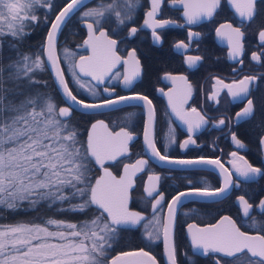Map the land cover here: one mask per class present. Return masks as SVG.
Wrapping results in <instances>:
<instances>
[{
    "label": "flooded vegetation",
    "instance_id": "af4514ba",
    "mask_svg": "<svg viewBox=\"0 0 264 264\" xmlns=\"http://www.w3.org/2000/svg\"><path fill=\"white\" fill-rule=\"evenodd\" d=\"M69 1L71 0L44 2V6L51 5L43 6L44 16L50 15V10L54 11L57 6L53 20ZM188 2L189 0H184V3L162 0L154 20L170 23L163 27L157 23L155 28L151 21L145 24V20L149 19L147 13L151 11V0H134L131 10L127 0H87L78 7L68 17L57 38L59 59L70 89L75 96L85 101L96 102L130 96L136 97V100L101 112L85 113L72 108V115L65 120L72 123L83 120L87 124L83 135L84 147L88 128L97 119L105 120L117 133L123 129L132 135L127 151L105 164L117 176L121 174L125 164L146 159L144 170L135 177L130 188V209L145 213L146 216L138 224L117 227L112 241L117 247L134 244L135 247L131 249L144 248L153 253L160 264H171L165 257L162 226L167 223V212L172 199L187 190L215 192L225 187L227 179L230 183L223 193L218 192L213 197L205 195L189 198L179 206L173 222L175 261L176 264H255L256 258L250 259L247 254L237 260L225 257L222 253H205L203 248L193 244L192 233L197 229L219 225L224 217H230L240 231L249 235H264V209L259 207L260 201L264 200V41L259 38V33L264 31V0H257L256 15L250 21L239 16L231 0H220L211 17L191 24L184 15L185 4ZM102 5H114V9L106 12L99 23L95 17H84L85 12ZM117 11L121 14L120 18L130 15L131 19L120 23L115 15ZM88 24L94 26L92 35L99 37V41L94 40L93 43H103L105 38L100 37V32H105L111 40L116 41L115 52L120 58L102 85L94 83L89 77L81 76L77 67L74 68L78 58L93 56L92 43H85L89 41L90 35ZM227 24L244 33L243 52L236 58L231 56L228 37L217 34V29ZM132 28L137 29L134 34L131 33ZM221 31L226 32L228 29ZM190 33L194 35H189ZM181 43L187 47H177ZM33 48L44 60V42L42 48L39 44H34ZM133 51L134 59L139 61L140 74L130 85H126L124 77L133 65V59L129 55ZM253 53L260 56L259 61L252 59ZM159 54L167 55L168 62L166 65L153 66L156 55ZM188 57L201 59L190 67ZM45 69L49 71L46 64ZM42 72L39 80L45 81ZM180 76L187 78L186 83L172 79ZM245 77L256 79L248 85V95L236 99H233L227 88L217 84V80H220L224 84L238 85ZM188 85L191 86L190 96L187 95ZM59 96H52L57 109L69 105L60 94ZM139 97H147L151 101L154 112V144L161 154L186 160L219 161L223 167H172L158 164L147 152L144 142L146 106L149 107V104ZM249 99L253 101L254 113L247 118L238 119L237 113L242 112ZM193 108L206 122L190 131L187 121L197 120L196 115L191 113ZM177 110L181 114L190 115L182 119ZM220 120H224V124H220ZM233 134L242 141L244 147L235 143ZM189 138L194 142L184 146ZM232 153H236V156ZM241 157L244 159L241 160ZM89 161L94 171V178L90 180L92 186L100 169L90 156ZM245 161L261 169V172L250 177L240 176L237 168H242ZM225 170L230 175L226 176ZM150 176L159 177V180L149 181ZM147 181L150 187L154 185L156 189L151 196L145 191ZM241 196L253 206L248 216L243 213V205L239 200ZM157 200H160L158 205ZM93 208L95 211L92 214L100 215V210ZM189 225L193 228L189 229ZM148 232L153 233L152 239L148 238Z\"/></svg>",
    "mask_w": 264,
    "mask_h": 264
},
{
    "label": "snow or ice",
    "instance_id": "6c2138e0",
    "mask_svg": "<svg viewBox=\"0 0 264 264\" xmlns=\"http://www.w3.org/2000/svg\"><path fill=\"white\" fill-rule=\"evenodd\" d=\"M161 2L162 0H151V11L147 13L149 19L145 20L146 25L151 21L155 28L157 23L160 27L170 23L169 21L156 22L154 20ZM173 2L184 3V0H173ZM231 2L242 19L249 21L254 19L257 0H231ZM42 3L43 0H0V6L6 9L8 14L7 17L0 14V19L10 18L11 22L7 25L8 31L13 37H19L24 34V20L37 19L35 15L29 16L28 12ZM81 3L82 0H72L56 17L57 23L52 25L53 31L47 37V60L55 70L58 83L73 101L76 100V97L72 96L68 89L63 70L59 67V58L54 51V40L62 18ZM127 4L131 10L134 0H127ZM219 4L220 0H189L185 4L184 13L187 22L196 23L202 18L211 17ZM45 6L50 7L51 5ZM113 9L114 5H102L85 12L84 17H95L99 23L105 13L111 12ZM22 12L23 16H21ZM115 15L120 23H124L125 19H131L130 15L120 18L121 14L118 11L115 12ZM88 28L89 41L85 43H92L93 56L81 57L80 63L74 68L78 67L80 72L92 75L96 80H103L110 68L120 60L114 52L116 41L108 39L106 33L101 31L100 37L105 38L104 42L93 43L94 40L99 41V37L92 35L93 24H88ZM221 29H228V31H221ZM136 31V28L131 29L132 34ZM0 34H3V29H0ZM217 34L228 37L232 58H236L243 52L244 33L239 28H233L231 24L221 25L220 29H217ZM189 35L194 34L190 33ZM259 38L264 41V31L259 33ZM177 47H187V45L181 43ZM129 55L133 59V65L130 72L124 77L126 85H130L140 74L139 61L134 59V51ZM200 59V57H188L189 66H194ZM252 59L259 61L260 56L253 53ZM21 61L22 63L16 61L8 67H14L17 73L23 72V75L28 76L45 66V61L39 55L34 60L23 55ZM3 72L4 68L0 67V205L15 208L18 201L24 200H29L33 204L46 198L65 200L67 197L58 195V193H61L65 186H71L75 189L74 195L84 196L86 193H90L83 204L73 207L83 210L90 205H96L100 210V215L91 221H85L79 228L77 224H65L63 221L52 219L46 221V225H56L58 229L67 228L68 231H50L49 227L40 224L0 225V264H104L103 257L107 250L105 246L110 247L109 241L115 237L117 227L138 224L143 219L140 213L128 211L127 199L128 190L133 183L132 176L147 162L138 160L136 165L131 166V173L129 167L126 166L125 175L119 180L105 169V175L97 180L94 186H91L87 177L88 165L84 161L89 156L94 157L95 161L101 165L105 160H115L118 155L127 151L128 141L132 139V135L122 129L113 138L118 141V146L114 147L109 141L101 140L95 135L97 125H93V134L88 136L87 145L83 147L78 140L76 130L63 119L70 116V109H57V105L50 96L37 93L35 96H27L19 104L11 102L5 104L7 90L3 88ZM73 74L75 75V72ZM172 79L185 83L187 81L184 76L172 77ZM255 79L256 77H245L238 82V85L224 84L223 81L217 80V84L227 88L233 99H236L248 95V85ZM29 80L30 83H36L31 80V77ZM187 95H191L190 85H188ZM139 98L148 102L151 121V101H148L147 97ZM118 99L126 100L129 97H119ZM117 102L107 100L104 103L110 105ZM79 103L84 104L83 101H79ZM101 106L103 105H85V107ZM173 108L176 110L175 104H173ZM177 112L182 119H186L190 115L181 114L178 110ZM191 113L196 115L197 120L195 122L187 121L190 131L199 128L206 122L195 108L191 110ZM253 113V101L249 99L247 106L241 113H237V117L238 119L247 118ZM219 123L224 124V120H220ZM98 124L104 126L102 121ZM109 135L111 136V134ZM232 139L237 145L244 147L242 141L235 134ZM145 141L148 148L152 149L154 154L159 155L147 131L145 132ZM192 142L194 141L189 138L184 142V146ZM232 155L236 156V153H232ZM161 159H167V157L162 156ZM181 163H195V161H181ZM209 163L219 164V161H209ZM221 167L223 166L221 165ZM225 172L226 176L230 175L227 170ZM237 172L240 176L250 177L260 173L261 169L255 168L245 161L242 168H237ZM158 180L159 177H149V181ZM229 183L230 181L226 179L225 187L217 191L223 193ZM78 184H83L84 187H77ZM155 190L154 185L148 188V195L151 196ZM202 194L215 195L216 193L204 190ZM184 195L185 193H181L179 197H175L173 203H179L180 197ZM33 197L35 199H32ZM239 200L243 205L244 215L248 216L249 210L253 206L242 196L239 197ZM156 204H160V200H157ZM153 207L155 208V205ZM259 207L264 209V200L260 201ZM102 220L104 223L101 225ZM173 222L174 208L169 205L168 222L162 227L168 259L171 264H176L175 247L171 239ZM192 228L193 226L189 225V229ZM147 236L152 239L153 233L148 232ZM192 241L196 247L203 248L205 253L209 251L222 253L225 257L237 260L247 254L250 259L256 258L255 264H264V235H249L240 231L230 217H224L219 225L209 226L207 229H197L192 233ZM122 258L132 259L122 260ZM144 258H147L149 264H156L155 257H151L143 250L138 253H122L121 256L113 259L112 264H144Z\"/></svg>",
    "mask_w": 264,
    "mask_h": 264
},
{
    "label": "trees",
    "instance_id": "16d2710c",
    "mask_svg": "<svg viewBox=\"0 0 264 264\" xmlns=\"http://www.w3.org/2000/svg\"><path fill=\"white\" fill-rule=\"evenodd\" d=\"M44 2L47 3L48 0L43 1V3ZM43 3L39 5L34 11L33 15L37 17L36 20L26 19L23 35L19 37H13L9 32H3V34H0V67L4 68L2 82L3 88L7 90L5 104L9 102L12 104H19L27 96H35L38 92L45 95H47V93H51L52 96L57 95L58 98L60 97L53 85L52 76L49 71L45 69V66L43 68L44 72L41 70L42 74H44V82H46L44 87H42L44 92H40L39 87L41 85L36 82L37 77L39 76L37 73L38 70H35L34 73H30L28 76H25L23 75V72L17 73L14 67H8L16 61H20L22 63L21 57L23 55L30 56L33 53L38 55L35 53V49L33 48L34 44H39L42 48V44L44 42L43 39L46 36V31L48 30L52 16L57 8L56 6L54 11L50 10V15L44 16L42 11L44 6ZM38 51L40 52L39 49ZM167 62V55L159 54L156 55L153 66L157 65L158 67L166 65ZM30 77L31 80L35 81L36 83H30ZM77 124V129H74L77 131L80 144L84 147L83 135L85 133L87 124L83 123V120ZM83 147L81 149L82 151ZM84 163H88L87 165L89 171L87 172V176L90 177L89 181H92L94 178V171L91 169L89 158L85 160ZM77 187H82V184H78ZM74 192L75 189H73L71 186H65L62 192L58 193V195L66 196L67 199L65 200L46 198L39 200L35 204L31 203L29 200H24L18 201L17 207L15 208H8L5 205H0V225H16L17 223L33 222L43 226H50L46 225V221L52 219L77 224L79 228L83 221H87L91 216L95 215L92 214L95 209L91 205L85 207L83 210L74 208L73 206L83 204L85 200L88 199V193H86L84 196H80L78 194L74 195ZM32 199H35V197ZM124 245L126 244H122L121 246L117 247V244L112 242L110 252L103 258L104 264H107L108 259L115 253L135 247L134 244H129L128 246Z\"/></svg>",
    "mask_w": 264,
    "mask_h": 264
},
{
    "label": "water",
    "instance_id": "95a60500",
    "mask_svg": "<svg viewBox=\"0 0 264 264\" xmlns=\"http://www.w3.org/2000/svg\"><path fill=\"white\" fill-rule=\"evenodd\" d=\"M87 0H82V3L77 5L71 12H69V14L66 16V17H63L62 18V22L60 23V26H59V29L56 31L55 33V40H54V51H55V54L56 56L59 58V55H58V50H57V38H58V35L64 25V23L66 22V20L68 19V17L78 8L80 7L82 4H84ZM72 2L69 1L67 4H65L58 12L57 14L55 15V17L53 18L52 22L50 23L49 27H48V31L46 33V37H45V40H44V59H45V63H46V66H47V69L49 70V73L51 74L52 76V79L57 87V89L59 90V92L61 93L62 97L69 103V105L67 106H61L60 108H69L70 109V116L72 115V112H73V109L72 108H75L81 112H85V113H93V112H101V111H106V110H110V109H114L116 108L117 106H120L126 102H131V101H135L136 100V97H129V99H126V100H119L117 98H109L107 100H115V101H118L117 103H114V104H105L104 102L107 101V100H102V101H96V102H93V101H85V100H82L80 98H78L77 96L74 95V93L72 92V90L70 89L68 83H67V86H68V89L71 91V94L72 96H75L76 97V100L73 101L71 100L70 97H68L66 95V93L64 92L63 90V87L58 83V78L55 74V70L53 69L52 65L50 62H48L47 60V37H48V34L50 32L53 31L52 29V25L54 23H57V20H56V17L60 15V13L62 11H64V9ZM107 36V35H106ZM107 38H109L107 36ZM110 39V38H109ZM114 52H115V47H114ZM115 55L117 56V53L115 52ZM87 58V57H85ZM80 58H78L77 60V63L76 65H78L80 63ZM117 66V62L114 64L113 67L110 68V70L107 72V75L109 73H111V71ZM59 67L62 69V65H61V62H60V59H59ZM63 70V69H62ZM77 71L78 73L83 76V77H89L92 79V81L98 85H102L105 81V77H107V75L103 78V80H96L94 79V77L92 75H89V74H86L84 72H80L79 68L77 67ZM63 75H64V72H63ZM64 79L65 81L67 82L66 80V77L64 75ZM110 95V94H109ZM79 101H83L84 104H80ZM85 105H103L101 107H85ZM146 109H147V120H146V125H145V129H144V142H145V146H146V149H147V152L149 153V155H151L153 157V159L160 165H165V166H172V167H184V166H204V167H215L216 166L218 168H221V163L219 162V164H214V163H209L208 160H201V159H196V160H186V159H179V158H171V157H167V159H161L162 156H164L163 154H161L159 151V155H156L152 152V149L148 148L147 146V143L145 141V132L147 131L148 134H149V137L151 138V140L154 142V112H153V109H152V106H151V116H152V119L150 121V107L146 106ZM69 116V117H70ZM69 117L67 118H63V119H68ZM102 121L103 122V125L104 126H100L98 124V122ZM93 125H97V128H96V132H95V135L97 137H99L101 140H106V141H109L114 147L116 146V140L113 139L115 137V134L117 133V131H113L108 123L103 120V119H97L95 121H93L89 128H88V134H87V140H88V136L90 134H93V129H92V126ZM111 134V136L109 135ZM86 145H87V141H86ZM92 159V161L97 165V167L100 169V174L95 178L92 186L95 185L96 181L99 180L101 177H103L105 175V169H107L109 172H111V174L117 179L119 180L120 177L124 176L125 175V167L128 166L129 167V172L131 173L132 171V168L131 166L133 165H136L137 161L138 160H143V161H146V159H138L137 161H135L134 163H130V164H125L122 168V171H121V174L119 176H117L112 170L111 168L109 167H106L105 164L106 163H109V162H112L114 160H105L104 163L101 165L100 163H97L95 161V158L94 157H90ZM181 161H195V163H181ZM213 161V160H211ZM145 165L144 164L140 170L136 171L135 172V175L132 176V181L134 182V179L137 175H139L145 168ZM133 184V183H132ZM132 187V186H131ZM150 187L148 181L145 185V191L146 193L148 194L147 192V189ZM202 190L198 191V190H187V191H184L182 193H185L184 196L180 197V202L179 203H173V199L175 197H179L180 194L176 195L170 205H172V207L174 208V218L177 214V211H178V208L179 206L181 205V203H183L185 200L189 199V198H195V197H201V196H205L204 194H202ZM209 193H216V194H219L218 191H215V192H209ZM215 194V195H216ZM90 195V194H89ZM215 195H208L209 197H213ZM130 200H131V195H130V189L128 190V199H127V209L129 212H136V213H140L142 215V217L144 218L146 216L145 213H142L140 211H137V210H133V209H130ZM93 207H96L98 208V206L96 205H92ZM168 216H169V209H168V212H167ZM107 215V214H105ZM167 222H168V217H167ZM167 224V223H166ZM131 225V224H130ZM135 225V224H134ZM121 226H128V225H121ZM171 239H172V243H173V226H172V232H171ZM163 240H164V235H163ZM141 250H143L144 252L146 253H149L151 257H155V261H156V264H160L158 259L156 258V256L151 253L150 251L144 249V248H135V249H128V250H125V251H120V252H117L115 253L113 256H111L109 259H108V264H112V261L113 259H115L117 256H121L122 253H130V252H140ZM164 250H165V257H166V260L170 262V260L168 259V255H167V250H166V245H165V240H164ZM128 259H132V258H122V260H128ZM144 264H149L147 258H144Z\"/></svg>",
    "mask_w": 264,
    "mask_h": 264
},
{
    "label": "rangeland",
    "instance_id": "374dc122",
    "mask_svg": "<svg viewBox=\"0 0 264 264\" xmlns=\"http://www.w3.org/2000/svg\"><path fill=\"white\" fill-rule=\"evenodd\" d=\"M39 5H41V4H39ZM39 5H37V6H35V8L34 9H32V10H30L29 12H28V15L29 16H31V15H33L34 14V11L36 10V8L39 6ZM0 14H3V16H5V17H7L8 16V14H7V11H6V9H4L2 6H0ZM24 15V13L22 12L21 13V16H23ZM25 21L26 20H24V25H25ZM11 21H10V18H8V19H0V29H3V32H9L8 31V27H7V25H8V23H10ZM36 54H32V55H30L29 57H31L33 60L36 58ZM40 56V55H39ZM41 57V56H40ZM41 59L43 60V58L41 57ZM41 70H43V69H40V70H38V75L40 76V72H41ZM38 76V77H39ZM38 77H37V80H36V82L38 83V84H40L42 87H44V84L46 83V82H44V81H42V80H39L38 79ZM43 89V88H42ZM40 92H42V91H40ZM39 93V92H38ZM43 94V93H42ZM46 96H50L51 98H53L52 97V95L50 94V93H47V95ZM54 100V99H53ZM55 102V101H54ZM55 104H56V102H55ZM65 120V119H64ZM69 125H71L73 128H75V129H77V126H78V124L77 123H72L71 121H69V120H65ZM77 132V131H76ZM88 177V176H87ZM88 181H89V177H88ZM89 183L91 184V182L89 181ZM82 187H84V185L82 184ZM97 216H99V215H97V214H95V215H93V216H91L90 218H89V220H87V221H91L92 219H94V218H96ZM56 221H58V220H56ZM85 221H83V223H84ZM24 223H27V224H36V223H33V222H24ZM65 224H67V223H69V222H64ZM82 223V224H83ZM104 223V221L102 220L101 221V225ZM81 224V225H82ZM80 225V226H81ZM43 226V225H42ZM47 227H49V230L50 231H57V230H61V231H68V229L67 228H60V229H58L57 227H56V225H50V226H47ZM78 230V229H77ZM114 240V238L112 239V240H110L111 242ZM109 241V244H110V247L108 246V245H106L105 247H106V253H105V256L110 252V248L112 247L111 246V242ZM104 258V257H103ZM104 262V261H103Z\"/></svg>",
    "mask_w": 264,
    "mask_h": 264
},
{
    "label": "bare ground",
    "instance_id": "6f19581e",
    "mask_svg": "<svg viewBox=\"0 0 264 264\" xmlns=\"http://www.w3.org/2000/svg\"><path fill=\"white\" fill-rule=\"evenodd\" d=\"M53 85H54V87L56 88L57 92L61 95V93H60L59 90L57 89V87H56L54 81H53ZM39 89H40V91L44 92V90L42 89V86H40ZM41 89H42V90H41ZM50 94H51V93H50ZM61 96H62V95H61Z\"/></svg>",
    "mask_w": 264,
    "mask_h": 264
}]
</instances>
